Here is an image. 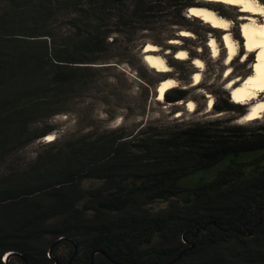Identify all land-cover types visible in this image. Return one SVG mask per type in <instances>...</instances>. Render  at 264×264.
<instances>
[{
	"label": "trees",
	"instance_id": "1",
	"mask_svg": "<svg viewBox=\"0 0 264 264\" xmlns=\"http://www.w3.org/2000/svg\"><path fill=\"white\" fill-rule=\"evenodd\" d=\"M193 5L0 0V264H264V127L120 125L23 153L55 130L53 116L87 109L92 94H119L103 61L112 45L140 60L146 42L135 34L161 14L205 25L181 15ZM137 70L148 98L165 77ZM184 96L172 88L164 100ZM241 106L212 104L243 114Z\"/></svg>",
	"mask_w": 264,
	"mask_h": 264
},
{
	"label": "rangeland",
	"instance_id": "2",
	"mask_svg": "<svg viewBox=\"0 0 264 264\" xmlns=\"http://www.w3.org/2000/svg\"><path fill=\"white\" fill-rule=\"evenodd\" d=\"M199 1L194 0V3L199 4ZM261 2L264 3V0H261ZM214 5L213 9L218 14L230 19V34L238 44L237 55H235V59L230 63L231 68L229 70L226 69L227 65L224 63L225 48L221 40L222 30H210L213 27L206 25V23L204 25L199 20H192L191 18L190 21H185L181 17H174L170 12L161 14L157 17V21L152 29L138 31L135 37L141 42H151L157 45L159 48L158 53L164 57L167 64H169L168 61L174 64H169L170 72L168 74L157 75L154 69L146 65L142 59L139 60L135 50L126 48L127 44L119 47L112 45L105 56L106 59L103 61H106V64L113 65L106 73L109 80L118 89L119 94L113 98H109L107 102L100 100L102 95L92 94L93 97L87 100L89 102L87 109L84 108V104H78L75 111L53 116L49 120V123L55 127V130L51 132V136L47 135L44 138H52L53 136L64 138L70 134H78L86 130L100 132L101 130L113 129L120 125L130 129L135 126L140 127L144 124H150L151 126L166 130L208 122H213V126L236 123L250 129L259 128L260 126L264 127V113L257 119L245 122L241 120L242 114L236 111H217L212 107L214 101H217L218 105L225 99L232 101L229 91L230 82L225 83L223 79L247 77L249 72L245 73V70L252 68L253 60L256 58L255 52H253V55L251 53L247 54V52L243 53L245 49L242 44L241 26L245 21L241 19L243 15L240 11L241 8L238 9V6L226 4ZM185 10L181 9V15L187 16ZM175 20L184 23L192 35L189 37L180 35L179 29H185V27L183 25H172L171 23ZM261 21H264L262 15L259 16L258 23ZM115 35V33H111L108 41ZM210 36H214L219 44L220 52L217 58L211 56L213 52L211 53L210 47L208 48L206 45L210 43ZM170 37L176 38L178 43L173 44L171 42L172 39H169ZM181 48L187 52V58L179 61L173 54L175 50ZM244 54H246L245 57ZM191 56L201 58L204 63L203 70L200 72L201 79L197 85L192 84L195 77V74L192 73L196 70V67L192 64L193 60ZM127 61H131L132 64ZM138 66L146 69V78L154 79L155 77L169 76L174 78L177 82L174 88L183 89L184 98L180 102L177 101L175 103L165 102L164 99L158 101L154 86L156 83L148 88L149 96L146 98V79L140 77L137 70ZM189 71L191 74H189ZM237 84L238 81L230 87L234 88V86H238ZM263 96L264 94L260 93V97ZM209 97H212V101H210ZM189 99L194 102L192 110H188V106L182 103ZM251 103H249V107L240 103L242 106L238 109L245 112L246 109L251 107ZM81 107L85 110H81ZM126 107L132 108L129 110ZM86 111L88 117L86 120H83L81 116L85 115ZM113 114L115 116L111 118ZM123 116L125 117L122 119ZM86 123H90V125L86 127ZM44 138L31 143L23 153L27 157H33L41 149L43 143H45L43 141ZM90 182L87 181L86 184ZM164 205V202L154 203V207L156 208Z\"/></svg>",
	"mask_w": 264,
	"mask_h": 264
},
{
	"label": "bare ground",
	"instance_id": "3",
	"mask_svg": "<svg viewBox=\"0 0 264 264\" xmlns=\"http://www.w3.org/2000/svg\"><path fill=\"white\" fill-rule=\"evenodd\" d=\"M214 4H226L241 8L240 11L243 13L241 19L245 21L241 26L242 44L245 49L243 53L251 51L256 53V58L253 60L252 68L250 70H245V73H249L247 75V80L242 85H240V83L245 77H240L239 79L236 77L223 79L225 83L230 82L229 90L233 88L230 86L232 84L234 85L238 81L237 88L230 92V95L233 96L234 100H232V102L240 104V102L244 100L256 99L255 102L250 104L251 107L246 109L241 117L242 121L249 122L257 119L264 113V96L260 97L259 95L260 91H264V21L258 23L259 16L262 15L264 17V3L261 2V0H200L199 4L189 7V9L186 11L188 16H194L202 20L207 25L223 31L221 34V40L225 48L224 63L227 65L226 69L229 70L231 68L230 63L235 59L238 44L235 38H233L230 34V19L218 14L213 9ZM179 31L180 35L184 37H189L192 35L191 31L186 29H180ZM171 42L173 44H177L178 40L174 38L171 40ZM206 45L208 48H212L213 54L211 56L217 58L220 51L219 44L214 36H210V43ZM158 51L159 48L157 45L151 42H146L142 48V60L146 65L155 71L162 74H168L170 72L169 64H167L164 57L161 56ZM173 55L179 61L185 60L187 58V52L182 48L175 50ZM245 55L246 54H244V57ZM192 60V64L194 67H196V70L192 73L195 74L192 84L197 85L201 79L200 72L203 70L202 68L204 63L201 58L196 56L193 57ZM176 83V80L170 76L159 81L155 87L156 99L158 101L161 100L164 97L165 92L174 88L177 85ZM209 98L210 101H212V97ZM182 103L185 106H188V110H192L194 106V102L190 99ZM47 135L51 136L52 133H48Z\"/></svg>",
	"mask_w": 264,
	"mask_h": 264
},
{
	"label": "water",
	"instance_id": "4",
	"mask_svg": "<svg viewBox=\"0 0 264 264\" xmlns=\"http://www.w3.org/2000/svg\"><path fill=\"white\" fill-rule=\"evenodd\" d=\"M189 7H192V6H189ZM189 7L188 8H186V10L185 11H187L188 9H189ZM187 14V13H186ZM188 16V15H187ZM144 56V55H143Z\"/></svg>",
	"mask_w": 264,
	"mask_h": 264
},
{
	"label": "clouds",
	"instance_id": "5",
	"mask_svg": "<svg viewBox=\"0 0 264 264\" xmlns=\"http://www.w3.org/2000/svg\"><path fill=\"white\" fill-rule=\"evenodd\" d=\"M163 99H164V97H163Z\"/></svg>",
	"mask_w": 264,
	"mask_h": 264
},
{
	"label": "snow or ice",
	"instance_id": "6",
	"mask_svg": "<svg viewBox=\"0 0 264 264\" xmlns=\"http://www.w3.org/2000/svg\"><path fill=\"white\" fill-rule=\"evenodd\" d=\"M249 118H251V117H249Z\"/></svg>",
	"mask_w": 264,
	"mask_h": 264
}]
</instances>
